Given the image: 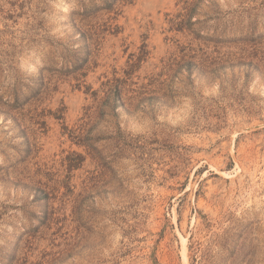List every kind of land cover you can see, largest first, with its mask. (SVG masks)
Returning <instances> with one entry per match:
<instances>
[{"label":"rangeland","instance_id":"obj_1","mask_svg":"<svg viewBox=\"0 0 264 264\" xmlns=\"http://www.w3.org/2000/svg\"><path fill=\"white\" fill-rule=\"evenodd\" d=\"M0 264H264V0H0Z\"/></svg>","mask_w":264,"mask_h":264},{"label":"bare ground","instance_id":"obj_2","mask_svg":"<svg viewBox=\"0 0 264 264\" xmlns=\"http://www.w3.org/2000/svg\"><path fill=\"white\" fill-rule=\"evenodd\" d=\"M185 242V241H184ZM185 244V243H184ZM185 250H186V248H184V253H185Z\"/></svg>","mask_w":264,"mask_h":264},{"label":"trees","instance_id":"obj_3","mask_svg":"<svg viewBox=\"0 0 264 264\" xmlns=\"http://www.w3.org/2000/svg\"><path fill=\"white\" fill-rule=\"evenodd\" d=\"M79 158H81V156H78Z\"/></svg>","mask_w":264,"mask_h":264}]
</instances>
